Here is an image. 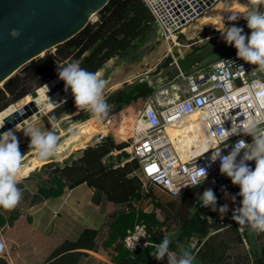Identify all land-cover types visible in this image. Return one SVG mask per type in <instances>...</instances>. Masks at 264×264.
<instances>
[{
	"label": "trees",
	"instance_id": "16d2710c",
	"mask_svg": "<svg viewBox=\"0 0 264 264\" xmlns=\"http://www.w3.org/2000/svg\"><path fill=\"white\" fill-rule=\"evenodd\" d=\"M153 24H156L155 18L144 0H110L98 12L97 18L90 21L79 33L59 44L55 49L47 51L39 59L32 60L23 73L16 72L5 82L4 87L0 88V111L57 77L58 65L79 61L82 68L93 73L98 72L108 59L129 47L135 39L149 32ZM226 45L227 43L223 41L214 47V51ZM193 60L192 62H195L199 59L193 58ZM170 63L171 60L166 59L165 63L163 65L161 63L159 67ZM122 91V100H116V107L113 109L111 107L113 104H109V112H112V109L117 112L108 118L111 121L123 113L122 108L126 104L152 94L153 88L143 80L127 85ZM77 110L74 99H68L52 108L42 118L44 122L55 121ZM90 117L92 115L89 112L81 116L80 119L83 122L77 126L78 130L67 135L59 143L56 155L64 154L72 144L87 141L92 133L98 130V120L94 116ZM120 134L110 133L100 142L88 144L76 150L80 154L73 156L71 161L69 159L41 161L42 166L33 171V175L37 178L35 192L37 200L23 203L21 207H18L19 209L15 208L9 212L0 208V238L5 235L11 243L16 240L24 239L25 241L20 247L22 251H27V254L23 259L16 261V264H22L23 261L25 264H42L45 260L59 254L66 253L65 256L68 257L72 255V252H68L77 248L95 250L100 231L86 229L77 241L52 240L31 231L28 227H30L32 216L27 210H22L24 207L29 208L47 198L63 195L67 189L84 182L105 196L104 210L108 216V235L103 241V246L110 248L107 257L113 262L105 264H146L149 262L152 264L153 260H156L150 253L155 250L154 244L160 243L166 236L169 228L165 219H162L157 211H146L134 203V200L141 201L153 196L152 190L144 189L141 177L131 175L133 171L139 169L138 159L132 158L119 165L104 162V158L113 150H123L129 145V137L132 133L124 130ZM32 159L31 154L25 163ZM217 201V207L223 205L218 198ZM156 205L158 206V203ZM218 214V211L213 212L210 208L198 206L182 230V234L187 237L198 235L201 238L198 241L200 246L196 249L187 247L195 256L194 264H219L221 262L229 239L215 244L212 242V235H209L212 228L218 229L229 225L234 228L237 241L243 243L242 233L234 224L232 214H228V219L223 220L217 226L214 220ZM138 222H144L147 225L153 244L133 255L124 248L122 239L127 230ZM203 238L205 239L202 241ZM178 243L181 244L180 239L173 240L170 250L176 251ZM67 261L68 264H78V259L76 263H73L74 259L72 260L71 257ZM159 262L167 264L166 259ZM251 262L260 264L258 258H254ZM0 264L9 263L0 255Z\"/></svg>",
	"mask_w": 264,
	"mask_h": 264
},
{
	"label": "built area",
	"instance_id": "2783aa9c",
	"mask_svg": "<svg viewBox=\"0 0 264 264\" xmlns=\"http://www.w3.org/2000/svg\"><path fill=\"white\" fill-rule=\"evenodd\" d=\"M144 1L155 18L160 37L175 41L178 31L194 21L217 0L209 7L210 0ZM243 22L247 24L246 21ZM248 30L250 35L251 30ZM221 59L234 61L235 64L222 63ZM176 65L177 76L169 89L174 92L172 97L159 101L149 95V99L143 101L133 122V137L129 145L123 150H113L110 154L120 155L121 162L138 159L146 191L149 185H154L172 196L182 197L188 190L212 180L216 186L214 192L218 200L223 205L227 204L228 211L232 213L235 207L240 206L241 197L237 195L240 189L232 184L230 178L220 173L219 160L211 163L214 151L211 148L219 150V147L223 146L216 134V129L220 126L231 130L234 125L242 131L248 118L260 117V126L264 127V108L256 103L254 94L250 95L253 81L264 83V72L256 71L253 75L252 71L257 66L239 59L234 46L208 66H194L184 70L178 62ZM237 66H242L243 69ZM183 119L193 121L199 127L201 140L196 142L193 150L182 146L168 130ZM105 136L99 133L93 141L98 143ZM252 139L250 135L243 133L230 136L226 142L228 147L224 148L222 155L229 154L238 141L251 143ZM124 152L128 154L125 155ZM242 156L243 152L240 154V157ZM248 163L250 167L255 168V161ZM198 168L207 169V178L203 174L193 175ZM232 196H236L235 201L231 199ZM200 203L197 201L196 204L200 206ZM234 224L238 228L243 227L235 221ZM151 236L147 225L138 222L127 230L122 243L124 248L134 255L153 244ZM137 238L140 239L135 250L129 248L128 244L135 243Z\"/></svg>",
	"mask_w": 264,
	"mask_h": 264
},
{
	"label": "clouds",
	"instance_id": "9594fccd",
	"mask_svg": "<svg viewBox=\"0 0 264 264\" xmlns=\"http://www.w3.org/2000/svg\"><path fill=\"white\" fill-rule=\"evenodd\" d=\"M252 5L258 6L264 0H250ZM247 21V27L251 34L244 33V29L234 24L226 26V30L220 31L224 41L237 50V57L248 64L256 65L252 71L264 72V12L252 10L246 15L231 14L228 21L234 22L241 18ZM13 38H19L20 32L13 29L10 32ZM223 62L234 63V61ZM235 64V63H234ZM241 69L242 66H237ZM57 72L59 79L65 82V91L71 89L74 102L78 110L87 111L98 121H103L109 113V104L104 97V89L107 81L101 78L99 72H90L80 66L79 61H73L66 65H58ZM47 86V85H46ZM255 97L256 103L264 108V83L259 80L253 81L250 95ZM262 118H248L243 130L237 129L234 125L231 130L220 126L216 134L223 145L211 148V163L220 161V173L230 178L233 185L239 186L241 197L240 206L232 212V219L239 225H247L252 231L264 233V127H261ZM3 128V127H0ZM250 135L251 143L244 140L238 141L227 155H222L224 148L228 147L227 141L232 135ZM24 134L30 137V148H34L39 159L45 160L54 156L58 149V137L53 131H42L39 127L27 126ZM210 150V149H209ZM241 152L243 156L240 157ZM238 157L240 159L238 160ZM22 154L19 149V141L13 130L0 134V208L14 210L22 200L23 193L18 187L17 176L20 174ZM250 161H255V168L249 166ZM211 164H209V167ZM203 174L207 178V169L198 168L193 174ZM227 195V193H226ZM231 199L235 201L236 196ZM200 206L210 208L213 212H219L221 217L229 210L224 204L217 207L216 193L206 189L198 197ZM243 231V228H241ZM141 238V237H140ZM140 238L135 243H129L128 247L135 250ZM172 240L165 236L158 244H154V251L150 254L158 261L167 260V264H194L195 256L192 251L182 244H177L176 251L170 250ZM5 244L0 241V251H3Z\"/></svg>",
	"mask_w": 264,
	"mask_h": 264
},
{
	"label": "rangeland",
	"instance_id": "374dc122",
	"mask_svg": "<svg viewBox=\"0 0 264 264\" xmlns=\"http://www.w3.org/2000/svg\"><path fill=\"white\" fill-rule=\"evenodd\" d=\"M215 3H216L215 5H213L211 8H208V9L213 11L214 19L218 22L217 27L214 28L210 25H207L205 22H203L202 18L204 17V13H205L204 11V13H202V16H199L197 19H195L192 22L190 28L185 30L186 32L189 33V35L192 38H190L189 40H187L185 37L181 39L180 34H178V38H176L175 40L176 42L183 41V40H186V42H195L192 44L190 48H186V50H184L183 53L190 54V53H194L195 50L201 47L208 48L210 46L215 47L217 45H220V43H222L224 40L222 39V35L220 31L226 30V26L230 27L233 24L237 27L243 28L244 33L249 35V30H248V27L246 26L247 24H244L243 22L246 20L242 16L240 19L234 22L228 21L227 18L231 14L246 15L250 11H252L253 8L256 6L252 5L250 0H219L218 2L216 1ZM156 28H157V25L153 24V27L151 28L149 32H146L145 35L135 39L133 42H131L129 47L124 48L123 50L118 52V54L113 56L112 57L113 59L110 58L113 60L112 65L116 66L117 64H125L130 69L131 64H134V65L138 64L139 71L141 74L145 71L146 68L147 69L153 68L152 72L154 73V69L156 68L155 66L160 61H162L161 65L165 63L166 59H170L172 62L173 60L172 56L170 55V57L166 58L168 56L166 54L168 53L169 44H175V41L170 39L169 43L166 42L167 40L160 37V34L157 32ZM214 43L216 44L214 45ZM232 49H233V46L229 45L228 47H223V50L222 48L217 50L214 59L220 58L221 56H223L225 53L229 52ZM179 53L180 52H177V54ZM110 59H108L107 61H109ZM106 62L104 63V65L106 64ZM101 78L107 81L105 77H101ZM129 78L132 81H136L137 79H140L139 77H129ZM115 79L121 80L122 77H115ZM156 79L157 81L154 82V85H156V87L161 86V85L163 86L168 83L167 80L166 81L163 80L164 77H156ZM113 82L115 81H111L109 83L107 82V85L104 89L103 94H104V97H106L110 95L111 93H113L114 100L111 102L113 104V106L111 107H113L114 109L116 107V103H115L116 100H120L121 95L123 93L122 90L119 91L118 89H124V87H127V83L120 82L118 84L119 88H117L116 90H113L114 92L108 93L110 85L114 84ZM68 93L69 94L65 96V98L59 102V104L67 101L68 99H74L71 89H68ZM173 93L174 92L171 90L167 92V94L169 95ZM148 97L149 95L144 96L143 98H139L130 104H126L122 108V110H124L123 113L120 116H117L116 118H114L111 121V123L108 124L107 123L108 118L114 116L117 113L115 110L112 109L111 110L112 112H109L107 118H105L102 121V123L110 125L112 130L116 132V134L114 135H118L124 132V130L127 131V133H132L131 129H132V124H133V119L137 115L138 110L141 108L143 101L146 99H149ZM49 111L50 110L48 109H44V112L41 113V115L37 119L31 121V123L28 124L27 126L39 127L42 131L55 132V134H57V137H58V142L61 141L63 138H66V136L69 133L72 134L76 130H78L77 126L83 122L82 119H80L82 115L81 110H79L80 112L77 114H72V112L70 114L67 113L66 115H64V118H62L61 120L57 122L56 121L44 122L42 115L44 114L46 115L47 113H49ZM72 125H77V126H75L73 129L71 128ZM27 126L14 131V134L18 138L19 149L22 154L20 174L17 176V180L19 181L18 187L22 191L23 196H22V200L20 201L19 205L16 208L21 207L20 205H22L23 203H29L31 201L37 200V196L35 193L37 190V178L35 177V175H33V171H35L36 168L42 166L43 163H41V161L45 162V160L48 161L50 158H53V157L57 159L59 158L60 160L69 159V161H71L73 156L75 157L80 154L79 152L76 151L80 145H85L87 143L92 144V141L95 138V131H94L91 137L87 141H81V142L72 144L65 151V153L67 151L69 152L71 151L72 154H68L69 152H67L66 154L64 153V156L62 154V155L52 156L45 160H41L38 158L35 149L30 148V137H27L24 134V129ZM168 130L172 134L173 138L180 141L182 143V146L186 147L187 149L193 150L196 147V142L200 141L201 139V135L199 133V127L193 121L183 119L179 123L170 127ZM132 137L133 136L129 137V141H131ZM31 154L33 155V159L30 162L25 163V160H27V158ZM120 157H121L120 155L114 156L110 154L104 158V162L107 164L119 165L123 163L121 162ZM131 175H138L139 177H141L140 179L142 180V185H143L144 179L139 169H136L135 171H133ZM148 189L153 191V196L151 198L150 197L145 198L141 201L134 200V203L137 206L144 208L146 211H151V210L157 211L158 215L162 219H165L167 227L169 228L165 235L170 237L172 241L176 239H180L181 244L186 247H192L195 249L196 247H199L200 245L198 244V241L201 238L198 235L187 237L182 234V230L185 226L183 224V219L181 216V209H180L181 197L172 196L154 185H149ZM156 203H158V206L156 205ZM198 206H199L198 204H195L191 208L190 217L193 216V213L195 212ZM27 209L28 207L27 208L24 207L22 210L25 211ZM228 214H232V213L228 211L227 214L223 217H221V215L218 214L215 218L216 220H214L216 221V225L219 226L223 220L228 219L229 217ZM241 228H243V231L240 230ZM241 228H238V229L242 233L243 243H239L237 241L235 230L233 227L229 225L223 226L218 229L216 228L211 229V232L209 235H212V239H213L212 242H214L215 244H219L221 240L223 241L225 239H229L228 246L224 249V254L219 264H248L254 258H258L260 261V264H264V233H257L255 231H252L247 225ZM107 235H108V225H107V228L103 229L102 233L97 237L96 248L94 250L96 254L93 251L87 252V251H90V249L88 248L85 250L86 252L85 251L77 252L78 255L76 254L77 256L75 257L74 261H76L79 255L82 253L83 256H86V257L84 258L82 256L83 259H81V261L79 260L78 264H105L107 263L105 262L106 260H99L100 257L102 259H105V258L108 259L107 255L110 253V248H105L103 246V241L104 239H106ZM204 239L205 238H203L202 241ZM191 241L193 244H191ZM87 256L88 257L91 256V258L87 259ZM149 261H151V259ZM146 264H151V263L149 262ZM152 264H161V263L158 260H153Z\"/></svg>",
	"mask_w": 264,
	"mask_h": 264
},
{
	"label": "crops",
	"instance_id": "0c3cea01",
	"mask_svg": "<svg viewBox=\"0 0 264 264\" xmlns=\"http://www.w3.org/2000/svg\"><path fill=\"white\" fill-rule=\"evenodd\" d=\"M218 1L219 0H217V2ZM215 4L216 3H214L213 5ZM254 9L264 12V3L259 4L258 6L254 7L253 10ZM93 16L92 18L93 20H95L98 14L95 13ZM200 16H202V14ZM192 22L190 23V25L188 24L185 28L177 32L176 34L177 38H178V34H180L181 39H183L184 37L187 40L192 38L189 35V33L185 31L186 29L190 28ZM166 42L169 43L170 40H167ZM193 43L195 42H186V40H183V41H177V42L175 41V44H169L168 53L166 54L168 56L166 58L170 57L171 55L173 58L172 62L167 66L159 67V65L162 63V61H160L158 64H156L154 73L152 72L153 68H148V69L146 68L145 71L140 74L138 64H135V65L131 64L130 69L125 64H117L116 66H113L112 65L113 58L107 61L106 64L102 66L98 72L100 73L101 77H105L107 79L108 83L111 81H115L113 82L114 84L110 85L108 93L114 92L113 90H116L117 88H119L118 84L120 82H125L127 83V85H129V84L144 80V81H147L148 85L151 88H153V92L150 95L156 97L157 99H159V101H163L165 98L172 97L171 95L167 94V92L171 88L170 86L174 80V77L177 76L178 68H177L176 62L180 64L182 69L187 70V69L193 68L194 66H208L210 63L216 60L214 59L215 54H216V51H214V47L211 50H210V47H208L210 51H208L207 47H201L195 50L194 53H190V54L183 53L184 50H186V48H190ZM215 44L216 43H214V45ZM228 46L229 45L227 44L224 47H228ZM212 51H214L213 54H211ZM177 52H180V53L177 54ZM201 56H203L204 58ZM193 58L199 59V60L192 62ZM188 59H191V60H188ZM115 77H122V79L117 80L115 79ZM129 77H139L140 79H137V80L135 79L136 81H132L130 80ZM156 77H164L163 80L164 81L167 80L168 83L163 86L161 85V86L156 87V85H154V82L157 81ZM118 90L120 91L123 89H118ZM79 112L80 111L77 110L72 114H77ZM85 113H87V111H82L81 114L83 115ZM62 118H64V116L55 121L57 122L61 120ZM51 122H54V120L53 121L51 120ZM107 123L108 124L111 123V120L108 119ZM98 124H99V128L97 127L98 130L95 131V137L99 133H103L104 135H108L110 133L116 134V132L112 130L110 125L104 124L102 123V121H98ZM75 126L77 125H72L71 128L74 129ZM16 128L17 126H15L13 129H16ZM70 134L71 133H69L68 135ZM61 141L58 142V145ZM94 143L95 142L92 141V144ZM88 144L90 143H87L85 145H80L77 148V150L80 148H83L84 146ZM68 154H72V152L70 151ZM54 156H57V155L55 154ZM50 159H57V158L53 157ZM104 201H105V196L103 193L94 190L86 182L81 183L73 188L67 189L63 195L56 196V197H50V198L43 200L40 203L31 205L27 209V212L32 216V221H31L30 227L26 225V228L28 227L30 228L31 231H34L40 236L49 238L52 240L77 241L86 229L98 230L100 231L99 233L100 235L102 233V230L107 228V221H108L107 220L108 216L104 210ZM0 241H3L5 243V248L3 251L0 252V255L3 258H5L9 264H16V261L21 260L24 258V256H26L27 251L25 252L22 251L20 247L21 245L24 244L25 242L24 239L16 240V241H14L13 239L14 242L11 243L9 242L8 238L5 235H2L0 238ZM191 244H193L192 241H191ZM86 249L88 248L73 249L68 252V253L72 252L71 253L72 255H69L68 257L65 256L66 253L59 254L56 257H52V258L45 260V262H43L42 264H68L67 260L69 257H71L72 260L73 259L75 260V257L78 255V253L76 252L78 251L84 252ZM92 251L94 252V249H90V251H87V252H92ZM94 253L96 254V252ZM81 254L78 257V263H79V260L81 261L83 257L84 258L86 257V256H83V254L82 255ZM88 258H91V256L89 257L87 256V259ZM99 260H106L105 262L107 263H113L111 259L109 258L102 259L100 257ZM76 261H73V263H76ZM22 264H25V261H23Z\"/></svg>",
	"mask_w": 264,
	"mask_h": 264
},
{
	"label": "water",
	"instance_id": "95a60500",
	"mask_svg": "<svg viewBox=\"0 0 264 264\" xmlns=\"http://www.w3.org/2000/svg\"><path fill=\"white\" fill-rule=\"evenodd\" d=\"M109 1L0 0V88H3L5 82L16 72L23 73L32 60L39 59L48 50L55 49L59 44L79 33L90 21H93L92 16ZM213 2L215 1L210 0L208 7ZM13 29L19 30V38H13L10 35ZM213 53L214 51L211 54ZM54 79L55 83L51 87V94L65 88V82L60 80L59 76ZM30 95L32 100L29 103L8 112L3 117L1 126L3 128H0V134L13 129L39 112L37 102L39 88L33 90ZM105 99L110 104L114 100V96L110 94ZM28 124H24L23 127ZM209 188L215 191L216 186L212 180H207L188 190L181 197L180 209L184 226L189 221L190 210L197 203L198 197Z\"/></svg>",
	"mask_w": 264,
	"mask_h": 264
},
{
	"label": "bare ground",
	"instance_id": "6f19581e",
	"mask_svg": "<svg viewBox=\"0 0 264 264\" xmlns=\"http://www.w3.org/2000/svg\"><path fill=\"white\" fill-rule=\"evenodd\" d=\"M203 22H205L207 25H210L212 27H217L218 22L214 19V13L212 10L208 9L204 13V17L202 18ZM175 35V34H174ZM55 83V79L51 80L47 84H44L43 86L39 87V98L37 99L38 106H39V112L33 114L29 118H27L25 121L20 123L16 129H13V131L19 130L21 127H23L24 124H28L29 122L37 119L41 113L44 112V109L51 110L54 108L56 105L59 104V102L67 96L68 90L65 91V88L62 90L51 94V87ZM47 85V86H46ZM32 100L31 95H27L20 99L19 101L15 102L13 105H11L8 109L4 110L3 112L0 113V127L3 124V117L8 114V112L17 109L18 107L25 105L29 103ZM137 118V116L134 117V120ZM109 122V121H108ZM133 127L134 125L132 124V132H133ZM90 138V137H89ZM88 138V139H89ZM87 139V140H88ZM201 140V139H200Z\"/></svg>",
	"mask_w": 264,
	"mask_h": 264
},
{
	"label": "flooded vegetation",
	"instance_id": "af4514ba",
	"mask_svg": "<svg viewBox=\"0 0 264 264\" xmlns=\"http://www.w3.org/2000/svg\"><path fill=\"white\" fill-rule=\"evenodd\" d=\"M213 49V46H210V50ZM209 48H208V51H210Z\"/></svg>",
	"mask_w": 264,
	"mask_h": 264
}]
</instances>
